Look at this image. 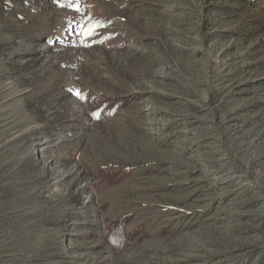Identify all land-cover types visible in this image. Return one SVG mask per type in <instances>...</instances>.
<instances>
[{"label":"rangeland","instance_id":"rangeland-1","mask_svg":"<svg viewBox=\"0 0 264 264\" xmlns=\"http://www.w3.org/2000/svg\"><path fill=\"white\" fill-rule=\"evenodd\" d=\"M0 264H264V0H0Z\"/></svg>","mask_w":264,"mask_h":264},{"label":"trees","instance_id":"trees-1","mask_svg":"<svg viewBox=\"0 0 264 264\" xmlns=\"http://www.w3.org/2000/svg\"><path fill=\"white\" fill-rule=\"evenodd\" d=\"M257 7H261V3H258V5H254ZM122 102H119L120 105H124L126 100H122ZM105 179V176L96 175L93 178V184L97 186V184L103 183ZM130 216L123 215L119 219L109 223L105 227V240L107 241L110 246L117 248V249H123L125 248L126 241L130 239L131 236H129L126 232V227L128 225Z\"/></svg>","mask_w":264,"mask_h":264},{"label":"snow or ice","instance_id":"snow-or-ice-1","mask_svg":"<svg viewBox=\"0 0 264 264\" xmlns=\"http://www.w3.org/2000/svg\"><path fill=\"white\" fill-rule=\"evenodd\" d=\"M78 95H80L79 93H77Z\"/></svg>","mask_w":264,"mask_h":264}]
</instances>
